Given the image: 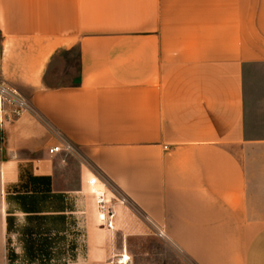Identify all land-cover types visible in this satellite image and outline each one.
Listing matches in <instances>:
<instances>
[{
  "label": "crops",
  "instance_id": "0c3cea01",
  "mask_svg": "<svg viewBox=\"0 0 264 264\" xmlns=\"http://www.w3.org/2000/svg\"><path fill=\"white\" fill-rule=\"evenodd\" d=\"M73 51L75 80L51 82ZM255 64L264 0H0V82L29 105L0 112V264L7 217L67 213L71 264H264ZM65 140L74 154L49 152ZM67 156L77 185L56 189ZM32 192L63 203L6 209Z\"/></svg>",
  "mask_w": 264,
  "mask_h": 264
},
{
  "label": "rangeland",
  "instance_id": "374dc122",
  "mask_svg": "<svg viewBox=\"0 0 264 264\" xmlns=\"http://www.w3.org/2000/svg\"><path fill=\"white\" fill-rule=\"evenodd\" d=\"M66 62L60 63L58 70L53 74L51 82L64 83L73 82L75 80L76 68V53L70 52L66 56ZM264 65L255 64L251 69L247 70L246 82H253L255 77L262 76ZM70 157L65 158V168L56 176L55 188L67 190L68 187L74 188L77 185V177L72 173H67V170H73ZM41 183V182H40ZM44 186V185H43ZM40 188V187H39ZM91 195V194H90ZM26 198H25V197ZM92 197V195H91ZM94 198V197H92ZM7 210H30L46 209L59 207L62 205L63 199L47 198L45 194L32 192L31 194L19 195L14 200H6ZM35 227L30 226L32 219ZM38 218H42L41 221ZM66 218V219H65ZM6 240L4 243L5 264H71L73 259V248L76 247L78 241L82 238L78 227L75 224L72 214L55 215H16L6 218ZM38 224L40 230H38ZM42 232L41 236H36L34 240L30 237L31 233ZM79 233V235H78ZM139 245V241H136ZM135 244V243H134ZM141 247L148 248L156 254L153 260L165 256L162 246L156 241H146ZM157 253H162L159 256ZM169 259V255H167Z\"/></svg>",
  "mask_w": 264,
  "mask_h": 264
},
{
  "label": "built area",
  "instance_id": "2783aa9c",
  "mask_svg": "<svg viewBox=\"0 0 264 264\" xmlns=\"http://www.w3.org/2000/svg\"><path fill=\"white\" fill-rule=\"evenodd\" d=\"M5 106H8L12 109V112H20L22 110H26L29 108L28 103L26 100L20 96L17 89L14 87H10L9 85L0 82V112L4 109ZM62 152L65 155L66 154H74L75 148L68 142L63 141L60 146H54L49 149V152ZM89 184L94 186L98 179L96 176H91L89 179ZM94 197H96L98 202H101L103 196L102 193L96 191L94 188L91 190ZM119 200L123 203L127 202V199L123 196L119 197ZM102 209V208H101ZM104 218V216H102ZM109 224V223H108ZM159 232L158 234H160ZM128 257H125V255L120 254L119 256H116L113 264H127Z\"/></svg>",
  "mask_w": 264,
  "mask_h": 264
},
{
  "label": "trees",
  "instance_id": "16d2710c",
  "mask_svg": "<svg viewBox=\"0 0 264 264\" xmlns=\"http://www.w3.org/2000/svg\"><path fill=\"white\" fill-rule=\"evenodd\" d=\"M31 180H33V181H39V180H41V179H38V178H32ZM40 182H42V181H40ZM46 186H47V188H46V191H48L49 190V188H48V184H46Z\"/></svg>",
  "mask_w": 264,
  "mask_h": 264
},
{
  "label": "bare ground",
  "instance_id": "6f19581e",
  "mask_svg": "<svg viewBox=\"0 0 264 264\" xmlns=\"http://www.w3.org/2000/svg\"><path fill=\"white\" fill-rule=\"evenodd\" d=\"M125 257H127V256L125 255Z\"/></svg>",
  "mask_w": 264,
  "mask_h": 264
}]
</instances>
